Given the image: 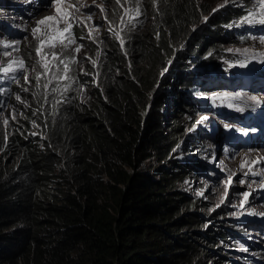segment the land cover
<instances>
[{"label":"trees","instance_id":"16d2710c","mask_svg":"<svg viewBox=\"0 0 264 264\" xmlns=\"http://www.w3.org/2000/svg\"><path fill=\"white\" fill-rule=\"evenodd\" d=\"M148 8L146 24L125 42L128 55L114 41L99 51L92 101L28 94L31 111L48 103L57 113L54 120L41 110L50 131L44 148L13 136L12 161L0 152V264H225L229 233L210 228L202 201L181 190L193 169L172 159L178 130L163 110L171 84L174 112L194 115L181 93L192 86L189 61L198 74L220 69L226 26L244 9L229 6L196 30L212 12L209 0ZM151 158L164 167L150 173Z\"/></svg>","mask_w":264,"mask_h":264},{"label":"rangeland","instance_id":"374dc122","mask_svg":"<svg viewBox=\"0 0 264 264\" xmlns=\"http://www.w3.org/2000/svg\"><path fill=\"white\" fill-rule=\"evenodd\" d=\"M154 1L0 0V148L5 146L4 136L25 137L30 124L32 131L38 128L26 112L31 110L32 90L56 98L69 90L68 100L92 101L93 79L102 65L99 51L112 45L113 38L120 45L138 32L147 22L148 4ZM209 2L212 12L196 30L229 6L244 12L226 26L231 40L222 47L221 73L192 79L193 88L186 94L194 101V115L175 113L169 97L176 90L171 84L165 88L169 93L164 120L178 130L172 159L191 165L187 182L179 186L202 201L197 209L202 207L208 226L229 231L224 229L229 237L220 251L225 264H264V148L249 128L251 117L264 116V93L257 88L264 84V0ZM189 63L192 74H197L194 59ZM259 122L264 130V118ZM144 165L150 172L164 167L154 160H145ZM207 264H214L213 260Z\"/></svg>","mask_w":264,"mask_h":264},{"label":"clouds","instance_id":"9594fccd","mask_svg":"<svg viewBox=\"0 0 264 264\" xmlns=\"http://www.w3.org/2000/svg\"><path fill=\"white\" fill-rule=\"evenodd\" d=\"M127 40H129V38H126V39H122V41H123V44H118L117 42H115V39L113 38L111 41H114V44L120 49V52H121V54L122 55H128V54H125L124 53V45H125V42L127 41ZM114 44H112L113 46H114ZM108 48H112V46H110V47H108ZM101 56V54L99 55V57ZM99 57L97 58L98 60H99ZM97 66H98V61H95V67H94V70L95 69H97ZM223 66V65H222ZM219 72V74L221 73V68L220 69H218V70H216V71H211V72H207L208 74H210V73H215V72ZM206 74V73H205ZM95 78L93 79V84H92V91H93V87L96 85V84H94L95 83V81L97 80V77H99V73H95ZM199 76H201V74H192L191 75V78H190V83L192 84V86L190 87V89H187L186 91H185V93L184 92H182L181 91V93L184 95V98L185 99H187V101H188V103L189 104H191V105H193L194 104V101L193 100H191V99H188L187 98V92H190L191 91V89L193 88V83H192V79L194 78V79H198V77ZM10 84V86H11V83H9ZM51 87L53 86L54 88H55V86H56V84L55 83H52L51 85H50ZM15 89H16V87L15 86H13V91H15ZM57 92V89H54V93H56ZM47 94V93H46ZM69 94H70V92H69V90H66V94L64 95V96H58L57 98H56V96L53 94H47V100H51V101H53V100H58L59 102H62V101H67L68 99H66V98H68V96H69ZM53 99V100H52ZM59 99H63V100H59ZM78 100L79 102H87V101H85V98L84 97H78V98H74V99H70V100H68V101H72V100ZM53 104H54V101H53ZM53 104L52 105H50V104H48V103H46L43 107H41V108H39V109H36L35 111H31L30 109H28V108H26V112L29 114V117H31L32 115H35L36 117V119H34V117L31 119V121H33V123L35 124V122L37 121L38 123H39V126H38V130L40 131V132H38V130L37 129H35L34 131H32L33 129L32 128H34V126H32L31 124L29 125V133H28V135L27 136H25V137H22V136H20V135H17V134H15V135H9V136H4L5 138H6V142H5V146H4V148H0V152H4V153H6V155H5V160H9V161H12V137L14 136V138L15 137H20V138H24L25 139V141L27 142V144H29V145H37L39 148H44V143H43V140H45L46 139V135L48 136L49 135V125H48V117H42V109H44V110H46L47 111V108L48 107H51V112H48V115H51L52 117L51 118H55V114L57 113V112H55L54 113V106H53ZM201 104V103H200ZM195 105V104H194ZM194 111H196V108H195V110ZM257 112V111H256ZM258 118H264V116L263 117H258ZM44 120L45 121H47V126H46V128L44 129L43 127H42V123L44 122ZM55 120V119H54ZM31 121H30V123H31ZM40 121H41V123H40ZM260 123V122H259ZM52 123H50V125H51ZM261 125V124H260ZM41 126V127H40ZM46 134V135H45ZM263 136V135H262ZM262 136H261V138H262ZM263 138H264V136H263ZM7 145H9V146H7ZM147 161H151L152 160V158L151 159H146ZM190 165V164H189ZM191 166V165H190ZM155 170L154 169H152L151 170V172H150V170H149V172L150 173H153ZM158 176H159V174L158 173H156V174H154V177L157 179L158 178ZM187 192V191H186ZM229 232V231H228Z\"/></svg>","mask_w":264,"mask_h":264},{"label":"bare ground","instance_id":"6f19581e","mask_svg":"<svg viewBox=\"0 0 264 264\" xmlns=\"http://www.w3.org/2000/svg\"><path fill=\"white\" fill-rule=\"evenodd\" d=\"M257 88H260L259 91H258L259 93L260 92H262V94L264 93V84L260 83L257 86ZM251 120H252L251 123H252L253 127H249V128L253 131L254 136L260 139V141H261L260 143H261V145L264 148V138H261V136L264 134V131H263V129H262L260 123H259V119L257 117H251ZM253 128H255L256 131ZM248 142L249 143H247V146L251 145V142L250 141H248Z\"/></svg>","mask_w":264,"mask_h":264},{"label":"snow or ice","instance_id":"6c2138e0","mask_svg":"<svg viewBox=\"0 0 264 264\" xmlns=\"http://www.w3.org/2000/svg\"><path fill=\"white\" fill-rule=\"evenodd\" d=\"M46 19L51 20V19H53V18H52V17H48V18H46ZM66 31H67V29H66ZM37 51H39V49H37ZM77 51H78V49H77ZM17 99H19V97H17ZM252 99H255V98L253 97Z\"/></svg>","mask_w":264,"mask_h":264}]
</instances>
